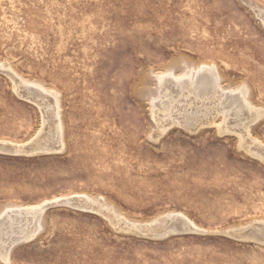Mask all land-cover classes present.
<instances>
[{
	"label": "rangeland",
	"instance_id": "rangeland-1",
	"mask_svg": "<svg viewBox=\"0 0 264 264\" xmlns=\"http://www.w3.org/2000/svg\"><path fill=\"white\" fill-rule=\"evenodd\" d=\"M254 8L264 0H0V141L27 144L43 125L34 98L14 90L20 78L56 95L47 100L60 104L63 128L60 152H0V214L93 200L46 210L34 240L0 264H264V25ZM194 64L249 87L263 113L248 133L156 123V76ZM178 214L196 231L175 234ZM122 219L154 226L140 236Z\"/></svg>",
	"mask_w": 264,
	"mask_h": 264
},
{
	"label": "bare ground",
	"instance_id": "bare-ground-1",
	"mask_svg": "<svg viewBox=\"0 0 264 264\" xmlns=\"http://www.w3.org/2000/svg\"><path fill=\"white\" fill-rule=\"evenodd\" d=\"M217 70L218 69H215V67L213 66L201 65V64L198 66L194 64L191 67L186 66V68L183 69L180 73H175L173 72V70L172 71L168 70L165 73L157 75L156 81H157L158 87L155 86L157 87V89L155 90L154 94L151 97V114L154 120L156 121V123L158 125H164V122L166 123L172 122V124L173 122L174 124L179 123V124L184 125L187 129H189V131H191L194 128H197L199 126L201 127V125L203 124V121L206 120L205 121L206 123V122H209L207 120H211L212 123L216 121L220 122V125L217 127L219 128L221 132L225 133L229 130H231L232 132L235 128L236 130L244 128V130H247V133H248L249 125L256 122L258 119L260 120L262 113H263L261 110L262 108L259 109L253 103L252 98L250 96V90L247 85L245 84L235 85V86L223 85L222 84L223 76L219 74ZM15 76H17V74H15ZM167 83L174 85L177 91L173 92V90L171 91L169 90V88L165 89L164 87ZM46 89L47 88L44 89L43 87L34 84V82L31 83L21 78L19 81H16V83L14 81V90L16 92L19 93L21 91V92H24V94L25 93L28 94V97L31 96L32 98H34L35 103L38 105L39 109L42 111V114H43L42 124L43 125L41 126L38 133L33 137V139H31V141L27 144H20V143L15 144V143H9L6 141L5 142L0 141V151L1 150H5L8 152L14 151L17 154L19 153V154H24L27 156L30 154L29 153L30 150L34 151L32 152L33 154H35V152L37 153L42 152V154H47L48 152L49 153L60 152L59 148L57 147V146L62 147V144H63V141H62L63 128L61 124L62 120L60 119V110H59L60 104H58L57 100L56 101L54 100L55 101V103L53 104L54 106L50 105L49 101L47 100L48 99L47 95L50 97V95H53V92H49L48 91L49 89L46 91ZM53 96H56V95H53ZM236 133H239V132H236ZM242 133L243 132L239 133L240 135L239 139L242 140V141L240 140L242 142V145H246L247 144V142H245L247 141L245 139L246 136L244 137ZM252 144H254V139L251 141V145ZM11 147H13V151L10 150ZM246 150L249 154H251V156L252 155L258 156L256 152L251 150L250 145L247 146ZM25 153H28V154H25ZM66 198L70 199L69 196ZM79 199L84 200L83 203H86V204L89 203L90 205L92 202L93 204V200L89 199L86 196L85 197L81 196V198ZM42 205H36V206H31V207H28V206L16 207L15 206V208L14 207L8 208L4 210L3 212H1L0 214V254L3 255L2 257L5 258L6 262H9L8 261V255H9L8 250L12 249L13 246H15L16 242L20 240H29L34 234H36L41 229L42 223L40 221V218L43 213ZM110 214H111L110 215L111 218L116 219V216H117L116 214H114L113 212ZM172 216L173 215H171V217ZM126 219H125V225L127 226V230L129 232L130 230H136L137 228H140V229L147 228V227L152 228L154 226L152 225V227H149L150 225H146V224L144 226H141L140 224L132 225L133 222H131V225H130L128 223L129 221H127ZM175 219H177L179 223H185L191 228L197 229L193 225L194 223H191L188 219H186V217L180 214L173 216L172 221H174ZM123 220L124 219H122L121 222ZM169 222L171 223V221ZM164 223L165 222H163V225H165ZM245 228H248V227H245ZM261 231L262 230L260 229L259 232Z\"/></svg>",
	"mask_w": 264,
	"mask_h": 264
},
{
	"label": "water",
	"instance_id": "water-1",
	"mask_svg": "<svg viewBox=\"0 0 264 264\" xmlns=\"http://www.w3.org/2000/svg\"><path fill=\"white\" fill-rule=\"evenodd\" d=\"M255 11H256L258 17L261 19V21L263 22V25H264V10H262L260 8H256ZM27 149H26V151H27ZM10 150L13 151V147H11ZM0 152L12 154V155H16L17 154L14 151L13 152H11V151L8 152V151H5V150H1ZM32 152H34V151L33 150H30L29 151L30 157L35 156V155L42 154V152H39V153L35 152V154H33ZM25 154H28V153H25ZM17 155H22V154H19L18 153ZM83 202H84V200H81L79 198H74V197L73 198H70V199L69 198H63L61 200L50 201V202H47V203H45V204L42 205V207H43V209H42L43 211L42 212L44 213L46 210L52 209V208H56V207L57 208L58 207H72V208L78 209V210H89V207H87L86 205H82ZM43 213H42V215H43ZM180 224H182L180 226V230H177L176 232H174L175 234H183V233H188V232H191V231H196L195 229L191 228L190 226H188L185 223H180ZM139 229L140 228H137L136 230H130V231L133 232V233H135V234H137V235L144 236V234L142 232H140ZM39 231L36 234H34L29 240H20V241L16 242V244L17 243H23L25 241H31V240H33L37 236V234L39 233ZM13 247H15V246H13Z\"/></svg>",
	"mask_w": 264,
	"mask_h": 264
}]
</instances>
